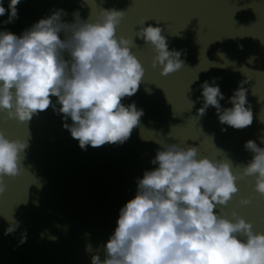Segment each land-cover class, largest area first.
Here are the masks:
<instances>
[{
  "label": "water",
  "instance_id": "water-1",
  "mask_svg": "<svg viewBox=\"0 0 264 264\" xmlns=\"http://www.w3.org/2000/svg\"><path fill=\"white\" fill-rule=\"evenodd\" d=\"M2 2L7 10L9 0ZM91 7L124 12L116 33L135 41L131 51L144 77L136 94L122 103H134L143 115L122 145L85 150L62 126L71 120H62L51 107L27 125L0 123L7 137L28 144L24 171L15 180L6 179L0 195V264H91L97 251L103 259L119 209L134 197L136 181L155 167L150 161L158 143L196 147L199 157L230 159L234 166L251 160L245 142L264 147V0H92ZM61 9L68 23L73 12L87 19L91 10L80 0H21L17 19L4 24L7 12L0 17V31L19 36ZM141 19L145 26L160 27L168 49L181 53L179 71L162 77L159 68H152V50L135 39ZM213 80L225 97L222 108L231 107L228 98L245 81L251 126L234 130L222 125L212 107L197 116L203 103L200 85ZM237 188L224 214L235 211L264 233V199L253 191V178L238 181ZM240 199L250 203L241 206ZM9 221L19 226L4 235ZM22 233L26 242L20 244ZM89 246L92 252L86 251Z\"/></svg>",
  "mask_w": 264,
  "mask_h": 264
},
{
  "label": "clouds",
  "instance_id": "clouds-1",
  "mask_svg": "<svg viewBox=\"0 0 264 264\" xmlns=\"http://www.w3.org/2000/svg\"><path fill=\"white\" fill-rule=\"evenodd\" d=\"M20 2L9 0L6 10L0 0V17L8 16L4 24L18 18ZM80 2L91 9L87 19L75 11L72 22H65L68 13L61 9L19 36L0 31V123L27 125L51 107L62 120H71L62 126L81 150L122 145L143 115L134 103L125 106L122 101L136 94L144 68L131 51L135 41L117 36L124 12H94L92 0ZM145 24L144 19L138 22L135 39L152 50V68H159L162 77L179 71L184 66L181 53L168 49L160 27ZM244 83L228 98L231 107L222 108L225 97L216 81L203 82L197 116L212 107L222 125L234 130L251 126ZM158 144L150 161L155 167L136 181L134 197L119 209L113 234L103 245L104 258L97 251L91 264H264V233L254 231L237 212H223L238 193L237 182L246 178H253V191L264 199V147L245 142L251 160L234 166L230 159L199 157L196 147ZM27 147L25 140L0 131V195L6 191L5 180L24 171ZM249 203L239 200L241 206ZM18 226L9 221L4 235ZM25 242L22 233L19 243ZM86 251L92 252L91 247Z\"/></svg>",
  "mask_w": 264,
  "mask_h": 264
}]
</instances>
